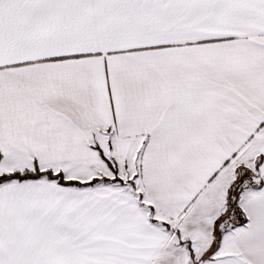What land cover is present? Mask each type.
<instances>
[{"label":"snow or ice","instance_id":"obj_1","mask_svg":"<svg viewBox=\"0 0 264 264\" xmlns=\"http://www.w3.org/2000/svg\"><path fill=\"white\" fill-rule=\"evenodd\" d=\"M0 264H264V0H0Z\"/></svg>","mask_w":264,"mask_h":264}]
</instances>
